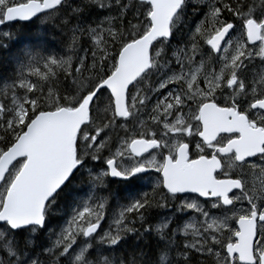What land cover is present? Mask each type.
I'll return each instance as SVG.
<instances>
[{
	"label": "snow or ice",
	"instance_id": "1",
	"mask_svg": "<svg viewBox=\"0 0 264 264\" xmlns=\"http://www.w3.org/2000/svg\"><path fill=\"white\" fill-rule=\"evenodd\" d=\"M0 32V264H264V0H0Z\"/></svg>",
	"mask_w": 264,
	"mask_h": 264
},
{
	"label": "trees",
	"instance_id": "2",
	"mask_svg": "<svg viewBox=\"0 0 264 264\" xmlns=\"http://www.w3.org/2000/svg\"><path fill=\"white\" fill-rule=\"evenodd\" d=\"M23 23H17L15 25V28L12 29L14 35H18L19 39L13 43L11 51L15 52L16 49L24 42L31 38V33L22 27ZM9 29H4L3 31H8ZM3 33L0 32V35ZM49 40V44L51 47H57V41L55 39H52L50 36L47 38ZM9 52H6L4 50H0V59H2L5 56H8ZM6 74V70L3 68H0V75Z\"/></svg>",
	"mask_w": 264,
	"mask_h": 264
},
{
	"label": "water",
	"instance_id": "3",
	"mask_svg": "<svg viewBox=\"0 0 264 264\" xmlns=\"http://www.w3.org/2000/svg\"><path fill=\"white\" fill-rule=\"evenodd\" d=\"M20 23H23V22H20Z\"/></svg>",
	"mask_w": 264,
	"mask_h": 264
}]
</instances>
